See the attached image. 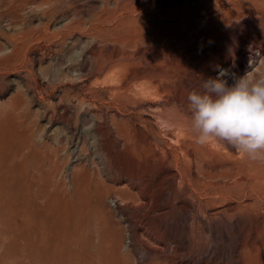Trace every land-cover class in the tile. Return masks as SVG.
<instances>
[{
  "label": "rangeland",
  "instance_id": "374dc122",
  "mask_svg": "<svg viewBox=\"0 0 264 264\" xmlns=\"http://www.w3.org/2000/svg\"><path fill=\"white\" fill-rule=\"evenodd\" d=\"M258 66L264 0H0V147L43 167L26 263L264 264V163L185 130L203 80Z\"/></svg>",
  "mask_w": 264,
  "mask_h": 264
},
{
  "label": "clouds",
  "instance_id": "9594fccd",
  "mask_svg": "<svg viewBox=\"0 0 264 264\" xmlns=\"http://www.w3.org/2000/svg\"><path fill=\"white\" fill-rule=\"evenodd\" d=\"M217 70V78L203 80L199 91L189 93L185 130L198 145L223 142L264 163V71L258 66L229 85L224 79L229 70ZM172 126L166 122L165 130Z\"/></svg>",
  "mask_w": 264,
  "mask_h": 264
},
{
  "label": "bare ground",
  "instance_id": "6f19581e",
  "mask_svg": "<svg viewBox=\"0 0 264 264\" xmlns=\"http://www.w3.org/2000/svg\"><path fill=\"white\" fill-rule=\"evenodd\" d=\"M132 40L133 41L130 42L131 46L129 47L137 48L136 51L139 53V46L137 43H135L136 39H132ZM222 58L225 60L224 57ZM52 168L54 169V167ZM72 193H73V190H72ZM44 201H45V193H44V184H43V167H42V161H41V156H40V147L38 146V144L26 142L24 143L22 147H19V148L0 147V220H1L2 215L3 216L5 215L6 219L4 220V222L7 227L0 234V236L5 237V239H8L10 242L7 245L0 244L4 252V255L0 257V264H8V262L14 258L15 260L17 259L18 261L17 264H27L26 263V248H27L26 242L27 241H26V229H25L26 216L30 213L40 215L44 211ZM50 201L52 202V200ZM71 214H72V211L70 209H66L63 212L62 216L65 217L64 224L67 218H69L70 226L74 224V222L72 223ZM70 228H68L69 231H70Z\"/></svg>",
  "mask_w": 264,
  "mask_h": 264
}]
</instances>
